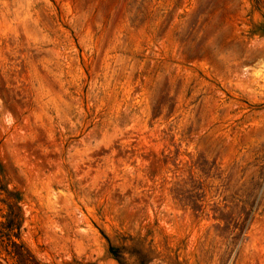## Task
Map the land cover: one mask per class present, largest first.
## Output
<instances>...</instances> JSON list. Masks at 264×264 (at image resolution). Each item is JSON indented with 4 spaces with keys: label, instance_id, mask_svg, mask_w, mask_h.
Wrapping results in <instances>:
<instances>
[{
    "label": "rangeland",
    "instance_id": "374dc122",
    "mask_svg": "<svg viewBox=\"0 0 264 264\" xmlns=\"http://www.w3.org/2000/svg\"><path fill=\"white\" fill-rule=\"evenodd\" d=\"M0 264H264V0H0Z\"/></svg>",
    "mask_w": 264,
    "mask_h": 264
}]
</instances>
